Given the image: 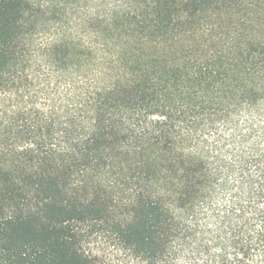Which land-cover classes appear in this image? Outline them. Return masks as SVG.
Returning a JSON list of instances; mask_svg holds the SVG:
<instances>
[{"label":"trees","instance_id":"trees-1","mask_svg":"<svg viewBox=\"0 0 264 264\" xmlns=\"http://www.w3.org/2000/svg\"><path fill=\"white\" fill-rule=\"evenodd\" d=\"M0 264H264V0H0Z\"/></svg>","mask_w":264,"mask_h":264}]
</instances>
